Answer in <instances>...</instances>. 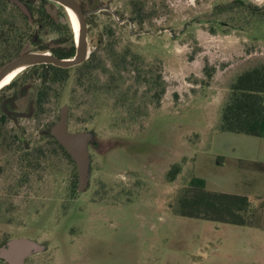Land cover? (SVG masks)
<instances>
[{"label":"rangeland","instance_id":"1","mask_svg":"<svg viewBox=\"0 0 264 264\" xmlns=\"http://www.w3.org/2000/svg\"><path fill=\"white\" fill-rule=\"evenodd\" d=\"M142 1V26L97 12L96 26H86L88 45L96 46L101 30L110 26L115 50L137 58L153 78L162 75L160 104L142 101L144 86L133 83V67L122 73L99 67L94 74L101 88L94 94L76 83L77 70L71 69L63 82L51 84L36 115L18 124L7 121V141L0 144V243L11 238L43 243L45 250L25 264H264V166L229 155L238 147L219 129L232 80L264 64V15L232 5L215 10L235 0ZM242 1L264 9V0ZM101 2L119 19L130 18V0ZM4 22L25 25L9 0H0V26ZM40 34L48 42L59 33L47 27ZM99 58L109 60L104 47ZM22 72L9 84H31L18 101L25 108L42 81L40 70ZM120 74L130 95L137 93L129 109L116 104V93L102 89ZM63 105L69 106L70 130L94 136L89 184L81 193L75 163L42 133ZM175 165L180 172L171 181ZM196 177L210 190L250 195L247 216L262 230L238 235L224 225V234L210 221L178 215L179 191Z\"/></svg>","mask_w":264,"mask_h":264},{"label":"trees","instance_id":"2","mask_svg":"<svg viewBox=\"0 0 264 264\" xmlns=\"http://www.w3.org/2000/svg\"><path fill=\"white\" fill-rule=\"evenodd\" d=\"M20 1L27 7L30 16L25 14L14 0H9L22 15L25 25L18 28L13 22H4L0 26V66L20 53L34 47L41 50L49 49L52 54L59 57L66 58L73 56L76 50L75 31L69 20L62 21L61 17L63 13L60 11V8L48 0ZM36 2H39V5H35ZM80 3L85 11H92L103 6L101 0H80ZM223 5L221 7L216 6L215 10L221 13L226 9V5H232L231 7H243L244 12L247 11L255 14L262 12L261 15H264L263 8H257V6L247 4L242 0H235ZM129 7L131 12L129 19L142 26L146 21L145 3L142 0H130ZM104 11L112 14L108 10ZM116 14L118 15L117 12ZM96 16L97 13L91 12L86 17L90 29L96 26ZM118 17L120 16L118 15ZM47 27L59 33L56 38L48 42L40 34ZM104 31L107 32L104 33ZM111 33L112 29L110 26L108 29L101 30L99 39L97 40V51L79 65L71 68H61L51 64L34 66L32 71L37 73L40 70L42 84H40L37 90L36 99H31L25 108H20L17 100L20 97L23 98L28 93L29 88L32 87L30 83L24 82L17 87L15 80L0 89L1 145H4L3 142L5 140L7 141L3 125L7 121L18 124L20 118H28L36 115L37 109L42 110V106L46 104L45 101H47L51 84L63 82L66 79L68 71L71 69L77 70L76 83L80 86L83 85L86 91L94 94L100 91L99 88H101V86H97V75L94 74L99 67L110 71L109 73L112 71L122 73L123 71L131 70V67H133L137 74L135 75L133 83L144 86L142 101L153 103L155 106L160 104L165 92V83L162 75L159 74L153 78L141 65L138 66L136 64L137 58H130L129 54L125 51L115 50L114 42L110 39ZM105 35H108L107 40L104 39ZM103 47L109 60L102 61L99 58V53ZM107 63H110L109 67H107ZM126 80L125 76L120 74L119 77H113L108 80L104 86L102 85V89H105L108 93H116V104L119 107L129 109L137 93L134 96L130 95L131 87L125 86ZM9 89L13 91L6 93ZM229 90V96L222 107L219 129L221 131L264 137V64L254 65L239 73L230 83ZM50 126L43 128L42 133L49 138L54 148L58 149L73 162L61 144L50 134ZM20 141L25 142L23 138ZM252 164L264 166L256 162ZM1 172L2 169L0 168V174ZM179 172L180 166L175 165L169 172V179L172 181ZM249 207H251V203L246 196L231 192L210 190L206 187L204 179L198 177L192 178L189 184L179 191L174 206L176 208L175 212L183 217L236 225H250L252 223V218L247 216ZM4 242L0 244L3 245L5 244Z\"/></svg>","mask_w":264,"mask_h":264},{"label":"water","instance_id":"3","mask_svg":"<svg viewBox=\"0 0 264 264\" xmlns=\"http://www.w3.org/2000/svg\"><path fill=\"white\" fill-rule=\"evenodd\" d=\"M21 10L30 16V12L23 2L14 0ZM56 2L67 11H72L78 20L79 31L76 35V50L71 57H59L46 51H26L13 57L0 67V83L11 73L24 70L28 67L40 64H51L61 68H70L83 63L97 51V45L90 47L87 39L86 14L97 13L101 10L110 11L119 21H132L126 17L119 19L116 12L110 7H101L91 12H84L78 0H50ZM20 73V72H19ZM69 106L63 105L60 108L58 119L49 128L50 134L61 144L69 154L78 172L77 191L84 192L89 184L90 178V152L89 144L94 136L90 131H71L69 126ZM45 250V245L29 238H11L5 245L0 246V258L7 264H25L26 259L34 253Z\"/></svg>","mask_w":264,"mask_h":264},{"label":"crops","instance_id":"4","mask_svg":"<svg viewBox=\"0 0 264 264\" xmlns=\"http://www.w3.org/2000/svg\"><path fill=\"white\" fill-rule=\"evenodd\" d=\"M220 135H223L222 136L223 139L234 142V144H236L238 147L237 151H234L233 153L229 155H235L237 156V158H243L246 160H250L252 161V163L264 162V137L248 135V134H243V133L228 132V131H223L222 134ZM227 157H230V156H227ZM213 190L236 193V194L244 195L246 197L250 196L247 194L237 193L233 191H224V190H219V189H213ZM206 221L212 222V224L210 225L215 231H219L220 229L223 231L224 234H228V231H225L226 228H224L225 227L224 225H231L232 227H234L231 231H234V233H237L238 235H241V234L243 235L245 229L262 230L261 228H263V226L253 227L254 226L253 223H251L250 225H236V224L219 222V221H211V220H206ZM224 242H226V238L224 239Z\"/></svg>","mask_w":264,"mask_h":264},{"label":"flooded vegetation","instance_id":"5","mask_svg":"<svg viewBox=\"0 0 264 264\" xmlns=\"http://www.w3.org/2000/svg\"><path fill=\"white\" fill-rule=\"evenodd\" d=\"M48 1H50V0H48ZM79 2H80V0H78ZM50 2H53V1H50ZM53 3H55L56 4V6L58 7V8H60V11H62V13H63V15H62V17H61V19H62V21H66V20H69V22L71 23V26H72V28H73V30L75 29L74 28V25L72 24V21L70 20V17H69V11H67L66 9H65V7H63L62 5H60V4H58V3H56V2H53ZM81 4V3H80ZM82 6V5H81ZM83 8V7H82ZM99 8H101V7H99ZM98 9V8H97ZM84 10V9H83ZM96 10V9H95ZM93 11V10H92ZM102 11V10H101ZM84 12H91V11H85L84 10ZM88 14H90V13H87L86 14V17H87V15ZM85 17V18H86ZM86 25L89 27V25L87 24V20H86ZM75 31V30H74ZM87 39H88V31H87ZM26 51H48V52H51L49 49H44V50H41V49H37V48H31V49H28V50H26ZM26 51H24V52H26ZM23 53V52H22ZM52 53V52H51ZM41 65V64H40ZM34 66H37V65H34ZM34 66H31V67H28V68H26V69H24V70H22L23 72H25V71H27V69H32ZM1 67V66H0ZM71 68V67H70ZM21 71V72H22ZM20 72V73H21ZM22 72V73H23ZM8 85V84H7ZM6 85V86H7ZM5 87V86H4ZM29 89H31V87L29 88ZM21 98V97H20ZM20 98H18V100H17V104H18V101H19V99ZM8 240H6L4 243L6 244V242H7ZM5 244H3V245H5ZM0 246H2V244H0ZM1 259V258H0ZM2 260H4V259H2ZM5 261V260H4Z\"/></svg>","mask_w":264,"mask_h":264},{"label":"bare ground","instance_id":"6","mask_svg":"<svg viewBox=\"0 0 264 264\" xmlns=\"http://www.w3.org/2000/svg\"><path fill=\"white\" fill-rule=\"evenodd\" d=\"M69 17H70V20L72 21V24L74 25L75 33H78L79 24H78V20H77L76 15L72 11H69ZM19 72H21V70L15 71V72L11 73L10 75H8L7 77H5L2 80V82L0 83V88L9 84L17 76V74H19Z\"/></svg>","mask_w":264,"mask_h":264}]
</instances>
